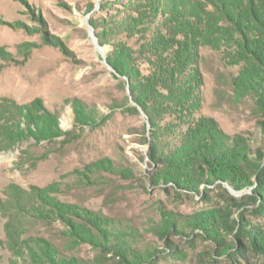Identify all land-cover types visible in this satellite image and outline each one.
<instances>
[{
    "label": "rangeland",
    "instance_id": "374dc122",
    "mask_svg": "<svg viewBox=\"0 0 264 264\" xmlns=\"http://www.w3.org/2000/svg\"><path fill=\"white\" fill-rule=\"evenodd\" d=\"M222 1L0 0V103L38 101L33 115L44 117L46 129L56 122L62 131L0 150V264H13L6 225L22 223L13 215L17 197L49 186L59 187L62 199L131 225L137 234L133 245L155 252L152 264H264L256 249H247L245 257L224 251L222 242H237L232 238L242 217L248 229L264 233L253 171L247 176L252 184L219 179L200 183L205 191L198 194L182 180H161L165 166L150 153L156 136L179 144L204 122H215L230 137H247L254 150L264 149L259 58L218 14ZM247 39L259 53L264 38ZM140 82L145 93L163 98L155 122L143 104L150 102L138 94ZM180 91L185 99L178 100ZM76 100L96 107L97 118L77 112ZM94 165L111 180L79 187L71 173H88ZM115 166L125 172L114 174ZM202 212L217 213L216 234L201 229L158 234L153 228ZM26 226L27 235H45L64 250L59 222ZM74 253L95 264H120L119 256L88 244Z\"/></svg>",
    "mask_w": 264,
    "mask_h": 264
},
{
    "label": "trees",
    "instance_id": "16d2710c",
    "mask_svg": "<svg viewBox=\"0 0 264 264\" xmlns=\"http://www.w3.org/2000/svg\"><path fill=\"white\" fill-rule=\"evenodd\" d=\"M254 2H258L257 8ZM217 12L223 20L234 26V30L244 41V47L253 48V53L259 58L261 67L258 79L264 83V40L260 42L261 51L258 53L253 47L256 42L247 39L249 34H258L264 38V0H224L222 8ZM139 84L141 91L138 94H144L142 100L150 102L149 105L143 104L150 120L155 122L156 104L161 103V97L157 99L153 94L145 93V86L141 82ZM261 96L260 106L264 110V92ZM182 97V91H180L177 98L181 100ZM37 105L38 101L29 105H18L16 102L7 105L0 103V120L2 121L0 150L12 148L19 142L30 139V136L35 139H48L62 132L56 122L49 129L41 124L44 117H41L39 113L36 116L33 115L31 109L36 108ZM74 109L77 112H83L89 120L98 116L96 107L89 106L81 100H76ZM262 133L264 134V121H262ZM150 153L165 166L163 168L165 175L161 180H171L176 183L182 180L185 182L183 185L185 189L193 190L198 194L205 191V189L202 191L199 189L200 183L214 184L219 179L227 180L232 184L237 182L252 184L247 176L249 171H253L255 179L259 182L257 193L262 200L261 212L264 216V149L258 147L254 150L247 137L243 135L230 137L221 133L215 122H204L189 135L181 136L179 144L170 146L156 136ZM112 170L114 174L125 172L123 167L118 166L113 167ZM87 172L76 171L70 176H73V181L79 187L105 185L111 180L103 173V169L96 165ZM10 188L8 187L6 191L8 195ZM56 188L59 187L49 186L45 189L33 187L31 190L22 191V194L17 197L13 215L17 220L20 218L22 223L18 224L17 221L12 220L11 225L9 223L6 225L8 243L12 240L14 245L11 248L14 254L11 263L95 264V261H86L74 253V250L81 245L88 244L106 256L108 253L119 256L120 259L117 260L120 264H138L144 261L152 264L148 260L155 255V252L150 248L140 249L133 245L136 243L137 234L131 225L106 217L101 211L78 204L72 199H62L58 196L59 191ZM205 214L207 213L202 212L198 216L194 215L191 220L178 217L173 223L165 220L153 228L158 234L165 232L189 234L196 229L216 234L220 230L216 223L217 213L209 212L206 216ZM38 222L47 227H52L54 222L63 225L61 235L65 240L64 250L45 235L39 233L27 235L29 229L26 225L31 226ZM248 224L250 223L245 217L240 219L239 230L232 238L237 242L221 239L225 244L224 251L231 253L236 250L235 253L244 254L243 256L246 257L247 249L252 247L264 254V233L262 231L255 233L254 229L247 228ZM236 225L235 220L228 226L230 230H234ZM14 226L17 231L12 230ZM127 229L128 232H126ZM216 241L219 243L220 238H216ZM168 245L173 244H169L168 241Z\"/></svg>",
    "mask_w": 264,
    "mask_h": 264
},
{
    "label": "water",
    "instance_id": "95a60500",
    "mask_svg": "<svg viewBox=\"0 0 264 264\" xmlns=\"http://www.w3.org/2000/svg\"><path fill=\"white\" fill-rule=\"evenodd\" d=\"M89 28H90V33H91L92 35H95V32H94L93 28H92L91 26H90Z\"/></svg>",
    "mask_w": 264,
    "mask_h": 264
}]
</instances>
